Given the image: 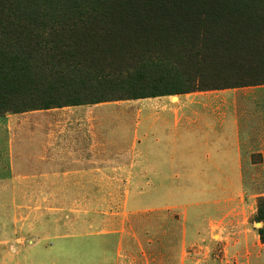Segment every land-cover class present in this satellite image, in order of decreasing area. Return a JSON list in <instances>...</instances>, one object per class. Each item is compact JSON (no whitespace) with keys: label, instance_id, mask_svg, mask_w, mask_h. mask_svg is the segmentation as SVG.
Here are the masks:
<instances>
[{"label":"rangeland","instance_id":"rangeland-1","mask_svg":"<svg viewBox=\"0 0 264 264\" xmlns=\"http://www.w3.org/2000/svg\"><path fill=\"white\" fill-rule=\"evenodd\" d=\"M132 7L181 14L170 20L91 19L99 8ZM254 16L264 22V0H0V23L42 26L48 41L54 29L72 45L69 53L85 60L62 67L66 78L54 82L51 74L35 75L44 62L43 70L49 65L33 47L35 39L0 37V71L12 63L19 81L0 86L6 89L2 116L22 117L12 124V181L18 184V168L26 172V181L11 189V202H0V260L78 259L84 253L77 248L113 245L126 264H264V85L78 106L64 102L110 90L88 80L91 65L109 55L118 58L127 48L131 55L142 53L125 48L131 40L148 53L138 62L128 60L135 68L123 74L143 66L144 86L182 89L186 84L176 80L193 76L199 42L210 48V41L226 37L227 20L249 22ZM210 51L217 65L227 57ZM199 55L204 58L206 50ZM214 63L203 72L226 76ZM123 74L116 78L124 89L142 86L131 80L134 74ZM229 75L237 80L235 70ZM10 87L21 90L10 96ZM30 96H51L63 106L7 109ZM0 195L7 201V190Z\"/></svg>","mask_w":264,"mask_h":264},{"label":"trees","instance_id":"trees-1","mask_svg":"<svg viewBox=\"0 0 264 264\" xmlns=\"http://www.w3.org/2000/svg\"><path fill=\"white\" fill-rule=\"evenodd\" d=\"M201 2H204L206 0H200ZM222 2H246L249 4H254L255 1L259 0H221ZM131 8V7H130ZM126 9V10H105L104 8H99L94 12V15L91 16V19H120L125 21H149V20H155L159 19L161 17H166L168 20L173 19L171 17L177 18L179 14H181L179 11H169L167 10L163 11L162 9L159 11L157 10H151V9H138L135 7H132V9ZM253 10V9H252ZM162 12H167L168 16L165 14H162ZM253 13V12H252ZM76 16H80L81 14H78ZM175 19V20H177ZM264 22H262L257 17H251L249 22H243L238 19H232L230 18L226 22V27L228 28L226 32V37H217L215 41H210V48H212L214 51H223L227 55V57L220 62L218 65L214 63V61H218V56L215 54H212L210 51V48H207L205 43L206 41H196L200 43V47L197 48V54H196V65L193 67L191 65L190 70H193L194 72L192 74H184V81L183 77H179L178 75H173L172 79H174L176 76L180 78L176 81H180V85L186 84V87L182 89H175L174 91H167L166 89L158 90L155 86H147L146 79H144L143 76V70L145 67L140 66V69H137L136 71H139L138 73H132L130 75L123 74L127 73V70H132L135 68L133 65L128 64V60L136 58V62L140 61V58L148 53L146 49L142 50L139 46L140 43L134 42L131 40L129 43L125 44V48L127 46H136L135 48H138L142 53L139 55H131L129 52L127 53V50H130L127 48L126 51H124L121 56H116L115 59H112L111 55H109V59L101 58L98 61V63L91 65L93 74L88 76V80L95 81L98 84L101 85H108L111 87L110 90L103 91L104 93H97L96 91L91 92L89 94H84L83 97H79V95H75L72 97L70 101H68V97H64V102L71 105V106H78L82 104H92V103H100L106 100L113 101V100H122L124 97L129 99H144V98H154L158 96L163 95H174V94H183V93H189L193 91H209V90H222V89H228V88H234V87H243V86H257V85H264ZM75 24H73L74 26ZM38 25H35L33 23H29V25H20V24H12L7 22H1L0 23V37L5 35H11L13 37H19L23 35L24 38L28 39H35L36 41L33 42V47L35 49H39L44 53V59L45 61L49 62L48 68L43 70V66H46L48 63L44 62V65L40 66L37 69V76H43L45 79L49 78L47 74H51V79L54 82H61L66 77H63V70H69L72 66H78L80 62L84 61V59H77L75 54H70V50L72 45H65L66 42H68V39H58L59 36L57 31L54 29H51L53 32V39L51 41L46 40L43 38V31L47 30L44 27H40ZM40 27V28H39ZM72 27V26H71ZM149 27V26H148ZM148 27H134L131 30L133 31H144L145 33H149V30L151 28ZM187 25H183V28L187 29ZM215 27V25H214ZM66 28V27H65ZM60 28L62 30V33L68 32L70 30V27ZM41 29L43 31H41ZM173 29H179L177 27H174ZM183 29V30H185ZM197 30L200 29V27L196 28ZM65 40V41H64ZM47 44H52L51 48H46ZM63 47H66L67 50H64ZM205 47V48H204ZM194 50L195 48L192 47ZM202 49L206 50V56L203 58V56L200 57L199 52L202 51ZM53 51V52H51ZM58 52V53H56ZM146 52V53H145ZM219 59V58H218ZM41 60V61H43ZM187 60H190V58H187ZM182 62V60H181ZM180 62V63H181ZM206 63L215 64L217 67H221L222 71L226 72V76H221L218 72L214 74H205L203 72L204 65L208 66ZM185 65V63H184ZM220 65H223L220 66ZM64 69H63V68ZM235 70L237 72V80L236 81H230V75L229 72H232ZM126 75V77H132L131 75L134 74L135 82H140L142 84L141 87H135L132 86L128 89H124L123 85H125V82L120 80V75ZM34 77V76H33ZM193 77V78H192ZM43 79L45 83H48V80ZM17 80V81H15ZM42 80V79H38ZM37 81V80H35ZM5 82L6 84H16L18 81V76H15L13 64L11 63L10 69H8V66H5L0 71V86L3 85L4 87L8 86L6 84H2ZM160 82V81H159ZM41 84V83H40ZM59 84V83H58ZM136 85V84H135ZM4 87H0V97H5L6 89ZM10 96L18 95V90H21V88L17 87H10ZM2 89V90H1ZM3 93V94H2ZM104 94V95H103ZM57 98V97H56ZM1 102V101H0ZM57 101H52L51 96H47L45 98L36 99L32 96L25 100L24 102L20 103V105L16 104H9L7 106L9 110L12 112H19L21 109L30 108V109H48L50 106H57L62 107L63 103L57 104ZM64 103V104H65ZM6 105L4 103H0V116H2V113H5L7 110H5ZM260 239L264 243V237L263 234L260 232Z\"/></svg>","mask_w":264,"mask_h":264},{"label":"crops","instance_id":"crops-1","mask_svg":"<svg viewBox=\"0 0 264 264\" xmlns=\"http://www.w3.org/2000/svg\"><path fill=\"white\" fill-rule=\"evenodd\" d=\"M22 117L0 116V192L7 190V201L3 197L0 202L8 204L10 201L11 189L19 188L21 180L26 181L25 169L18 168L19 179L12 181V174L15 170L11 166V131L15 120ZM51 179L54 180L53 174ZM43 177L38 176L36 182H42ZM0 198L1 195H0ZM84 253L82 258L78 259H42V260H0V264H126L122 254L119 253L120 247L113 245H85L77 249Z\"/></svg>","mask_w":264,"mask_h":264}]
</instances>
